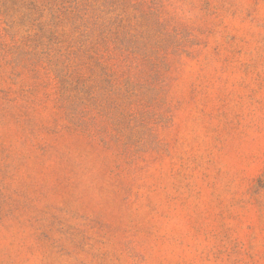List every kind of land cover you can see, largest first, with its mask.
<instances>
[{"label": "rangeland", "instance_id": "1", "mask_svg": "<svg viewBox=\"0 0 264 264\" xmlns=\"http://www.w3.org/2000/svg\"><path fill=\"white\" fill-rule=\"evenodd\" d=\"M0 264H264V0H0Z\"/></svg>", "mask_w": 264, "mask_h": 264}]
</instances>
